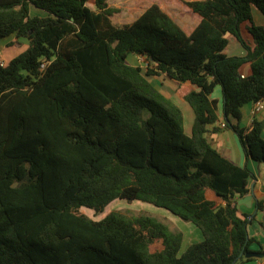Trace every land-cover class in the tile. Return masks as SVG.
<instances>
[{
  "label": "trees",
  "instance_id": "16d2710c",
  "mask_svg": "<svg viewBox=\"0 0 264 264\" xmlns=\"http://www.w3.org/2000/svg\"><path fill=\"white\" fill-rule=\"evenodd\" d=\"M89 2L0 0V39L27 40L0 65V264L252 260L244 254L261 243L238 199L256 176L208 132L222 127L212 97L219 85L225 127L248 159L264 162V121L241 125L243 107L264 98V27L252 10L264 14V0H187L200 17L190 33L157 2L122 26L112 21L119 8ZM229 34L246 54L225 53ZM130 55L143 56L146 70ZM162 75L178 82L194 111L190 135L181 107L150 79ZM117 199L164 208L204 239L180 255L184 233L158 217L115 210L94 220L80 212L103 213Z\"/></svg>",
  "mask_w": 264,
  "mask_h": 264
},
{
  "label": "crops",
  "instance_id": "0c3cea01",
  "mask_svg": "<svg viewBox=\"0 0 264 264\" xmlns=\"http://www.w3.org/2000/svg\"><path fill=\"white\" fill-rule=\"evenodd\" d=\"M252 10H253L254 22L256 24L262 25L264 27V14L255 6H253ZM194 20H196V23L194 24V26L192 27V29L190 31H187L188 33H190L195 28V26L199 23L200 17L194 16ZM248 26H250L249 22H244L242 24V34H243L244 38L246 39V41L250 45H253L254 39L248 30ZM9 38L11 39L14 37L13 36L6 37V38H4V40H7ZM232 38L234 40H237L234 36L229 34L228 39L230 40ZM237 41L234 43V46L236 49V51H234V52H232L230 50L229 44H228V46L225 49V53L227 55L233 56V55H244V54H246V50L243 48L242 44L238 43L239 41L238 42ZM0 44L2 45V43H0ZM136 56H138V58L143 57L140 55H136ZM241 71L244 75L250 74L251 73L250 64H248V63L244 64L242 66ZM160 78L162 80V81L160 80L161 86H158L154 83V81H155L154 79H160ZM150 79L165 95L170 97L183 110V108H182V106L184 104L183 101H186V100L177 92V88H178V82L177 81H175V80H173V79H171L165 75L151 77ZM212 97L215 99H218V101H219V107H220V113H221L220 114V121L218 122V126H219V123L222 124L223 122H225V117L222 113L223 94H222L221 86L218 85L215 88V91L212 94ZM252 105L253 104L250 103V104H247L243 107V119L244 120H242V122H241L242 126H249V125H251V123L253 121H260V122L264 121V112L254 115ZM186 109L189 112V116H188L189 120H188V123L186 125V126H188V129L185 126V130H186V133L190 135L192 133V125L194 122L195 115H194L193 109H189L188 107ZM183 113H184V111H183ZM184 120H185V117H184ZM232 120H233V122H236L234 119H232ZM214 127H215L214 125L210 126L209 132H208V137L212 141L213 145L219 151H221L227 158L232 160L234 163H236L240 166H246L247 165L249 167V169L256 176L255 178L250 179V183H249V187H250V193L249 194L254 193L252 205H251V207H249L246 204H242L239 206V210L241 213H248L250 215V217H249L250 223L248 226L249 234L251 237H254L255 239H257L261 243V245L257 242L252 243L250 246V249L252 251L263 250V252H264V212L262 211L263 209H261V210L257 209L258 202L264 201V162H257L253 159H248L246 157L245 152H244V150L241 146V143L239 141V138L233 130L228 129L226 127L223 128V127L219 126L220 129L217 132H214V130H213ZM262 135L264 137V128H263ZM252 186H253V188H252ZM191 224H193V223H191V222L186 223V226L191 231L190 234L194 235V237L196 239H198L197 242L202 241L204 239L203 233L201 232V230L198 227H196V228H198V229H196L195 227H192L194 224L193 225H191ZM184 241H185V234H184L183 244H184ZM263 261H264V257L263 258H253L252 260L242 262V264H262Z\"/></svg>",
  "mask_w": 264,
  "mask_h": 264
},
{
  "label": "rangeland",
  "instance_id": "374dc122",
  "mask_svg": "<svg viewBox=\"0 0 264 264\" xmlns=\"http://www.w3.org/2000/svg\"><path fill=\"white\" fill-rule=\"evenodd\" d=\"M110 6L117 7L120 9V12L116 13L112 17V21L117 25H125L127 23L135 20L150 4L153 2H157L161 5V7L170 14L186 31H190L196 20H194V16H198V14L191 11V9L186 5L187 0H107ZM89 6L95 8V0H90ZM199 17V16H198ZM13 39V40H12ZM21 43H15L14 38H9L7 40L0 39V52L1 59L5 60L7 63L14 57L18 56L21 52H23L27 47V40L20 39L18 40ZM237 40L233 38L229 40V48L232 52L236 51L234 43ZM238 42V41H237ZM240 43V42H238ZM12 44V45H11ZM244 48V47H243ZM2 49V50H1ZM245 49V48H244ZM233 56H241V55H233ZM129 62L135 65H142L143 69L146 70V60L141 57L138 58L136 55L129 56ZM153 79V78H152ZM154 83L158 86L160 85V79H154ZM162 81V80H161ZM184 104L182 106L185 117V126L189 120V112L187 111V107L192 109L191 106L183 101ZM253 107V105H252ZM244 120V119H243ZM188 129V126H186ZM222 136V135H221ZM120 210L123 212H130L133 214H151L152 216L158 217L167 223L171 224L173 227H176L178 230H181L185 234V241L181 247L180 255L192 244L196 243L198 239L194 237V235L190 234V229L186 226V223H189L164 208H160L154 206L152 204L142 202V201H128L117 199L110 203L108 207L105 209L103 213L95 214V212L88 208H81L80 212L88 215L90 218L94 220H101L111 211ZM193 225V224H191ZM192 227H195L193 225ZM198 229V228H196Z\"/></svg>",
  "mask_w": 264,
  "mask_h": 264
},
{
  "label": "water",
  "instance_id": "95a60500",
  "mask_svg": "<svg viewBox=\"0 0 264 264\" xmlns=\"http://www.w3.org/2000/svg\"><path fill=\"white\" fill-rule=\"evenodd\" d=\"M252 188H253V186H252ZM253 198H254V193L245 195L243 197H240L238 199V206H240L242 204H246L249 207H251ZM257 209H258V207H257ZM262 211L264 212V208H263ZM242 255L243 254H241V256ZM244 256L246 258H263L264 257V252H260V251H250V252L245 253Z\"/></svg>",
  "mask_w": 264,
  "mask_h": 264
},
{
  "label": "built area",
  "instance_id": "2783aa9c",
  "mask_svg": "<svg viewBox=\"0 0 264 264\" xmlns=\"http://www.w3.org/2000/svg\"><path fill=\"white\" fill-rule=\"evenodd\" d=\"M0 55H1V52H0ZM5 64H6L5 60H2L0 57V65L4 66ZM252 108H253L254 115L264 112V98L254 102ZM225 126L226 124L223 122L222 127H225ZM262 264H264V261Z\"/></svg>",
  "mask_w": 264,
  "mask_h": 264
}]
</instances>
